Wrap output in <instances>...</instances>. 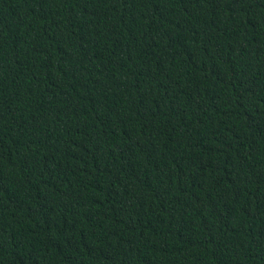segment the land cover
<instances>
[{"label":"trees","instance_id":"1","mask_svg":"<svg viewBox=\"0 0 264 264\" xmlns=\"http://www.w3.org/2000/svg\"><path fill=\"white\" fill-rule=\"evenodd\" d=\"M0 264H264V0H0Z\"/></svg>","mask_w":264,"mask_h":264}]
</instances>
